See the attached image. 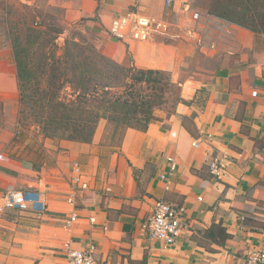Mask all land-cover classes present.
I'll return each mask as SVG.
<instances>
[{
	"label": "crops",
	"instance_id": "1",
	"mask_svg": "<svg viewBox=\"0 0 264 264\" xmlns=\"http://www.w3.org/2000/svg\"><path fill=\"white\" fill-rule=\"evenodd\" d=\"M80 5L106 47L117 45L121 60L132 53L139 68L166 70L178 81L186 55L197 47L190 43L189 24L205 32V47L222 46L220 58L233 62L202 73L204 78L187 77L185 102L175 114L161 113L146 131L128 128L108 153L99 127L91 143L62 140L53 158L56 173L35 188L47 211H21L35 218L0 229V264H67L68 248L89 242L105 264H245L248 249L264 245V50L254 49L256 34L234 39L242 50H228L227 35L212 34L218 24L223 33L229 26L221 27L223 20L208 13L190 16L189 0H172L170 6L166 0H80ZM131 11L174 21L179 29L169 41L111 37L113 17ZM214 160L224 168L220 177L210 168ZM76 166L81 181L74 187ZM72 192L73 204L68 201ZM157 198L186 207L183 235L168 248L143 232ZM74 213L77 220L68 223ZM214 222L231 234L225 244L204 233Z\"/></svg>",
	"mask_w": 264,
	"mask_h": 264
},
{
	"label": "trees",
	"instance_id": "2",
	"mask_svg": "<svg viewBox=\"0 0 264 264\" xmlns=\"http://www.w3.org/2000/svg\"><path fill=\"white\" fill-rule=\"evenodd\" d=\"M208 13L264 35V0H211ZM43 33L29 28L24 42L14 41L13 50L20 118H26L30 108V116L48 139L91 143L105 119L112 138L121 143L128 128L146 131L159 119L157 111L170 116L185 102L182 82L186 77L175 81L166 70L119 63L94 46L74 40H66L63 55L49 57L44 47L52 42ZM36 48L42 50L38 63L33 56ZM67 85L72 97L64 99L60 95ZM204 233L221 244L231 237L221 222H214Z\"/></svg>",
	"mask_w": 264,
	"mask_h": 264
},
{
	"label": "rangeland",
	"instance_id": "3",
	"mask_svg": "<svg viewBox=\"0 0 264 264\" xmlns=\"http://www.w3.org/2000/svg\"><path fill=\"white\" fill-rule=\"evenodd\" d=\"M210 3L211 0H189V6H191L190 16L193 11H197L200 16L205 15L208 13ZM91 19L86 12H81L80 0H0V173H2L0 175V229L3 232L14 224L18 226L25 225L29 219L35 218L29 213H22L20 210L6 207L5 193L14 189L36 190L37 186L42 187V180L50 178L56 173L52 170L54 167L52 165L53 158L55 151L60 149L59 146L62 142V140L48 139L43 136L40 127L30 116V108H26L27 117L23 120L20 118L19 113L22 104L20 102L13 43L15 40L24 42L28 29L35 27L43 30L45 38L50 39L52 42L47 43L46 47H44V52L49 57L53 54L56 56L63 55L65 53L66 40H74L88 46H94L105 56L119 63L125 62L129 65H135V58L132 53H128L121 60L118 57L119 49L117 45L106 47V42L103 40L102 35L90 26ZM179 20L183 22L185 18L182 16ZM223 23L229 28H226L223 33L220 31V24H218L212 36L220 38L222 35H227L228 50H233L234 48L242 50L241 47L234 43V39L246 40L252 38L253 33H255L225 20L221 23V27ZM173 25L175 29H179V25L175 22ZM185 26L193 28V30L190 29L193 32V40L190 43H196L197 47L194 54L186 55L187 59L181 65L179 78H189L196 75L204 78L201 76L202 73V75H205L206 71L209 73L215 72L227 60L230 65L232 64L233 59H228L227 56L220 58L219 51L222 50V46L218 47L214 44L211 47H205L202 42L205 32L202 29L197 26L194 29L195 26L193 24ZM255 37L256 45L254 49L262 52L264 50V35L256 34ZM169 40L158 38L150 41ZM247 50L248 48H243L245 54ZM41 52V49H35V55L33 54L35 63H38ZM241 54L238 52L235 56L239 59ZM44 79L45 77H41L42 84H45L43 82ZM60 96L64 99L71 98V86L67 85ZM203 98L204 94L200 91L198 93L199 101ZM161 113L166 112L157 111V117H160ZM98 127L99 131L103 133L104 153L110 152L113 145L121 144L119 139L112 138V130L105 119L100 121ZM31 162L34 163L33 166ZM43 168L47 170L44 171Z\"/></svg>",
	"mask_w": 264,
	"mask_h": 264
},
{
	"label": "built area",
	"instance_id": "4",
	"mask_svg": "<svg viewBox=\"0 0 264 264\" xmlns=\"http://www.w3.org/2000/svg\"><path fill=\"white\" fill-rule=\"evenodd\" d=\"M172 0H166V6H170ZM198 17V14H194ZM109 34L120 40L133 39L138 41H150L155 39H173L175 37L174 25L165 18H157L140 11H131L127 15L114 16L108 28ZM198 146V144L195 143ZM175 170L176 164H172ZM211 170L217 176L223 173L220 162L214 160ZM74 187L80 184L81 168L76 166ZM166 174H161V179L166 180ZM76 184V185H75ZM169 189V185H166ZM5 206L20 211L44 213L47 204L44 196L38 190H9L4 196ZM68 201L75 203L76 195L72 192ZM186 207L171 203L163 198H157L154 202L150 216L143 224L144 234L151 240L160 241L164 248L174 245L183 235L186 228ZM77 214L74 213L68 223L75 222ZM67 264H105L96 256V245L89 242L85 247H69L66 253ZM245 264H264V245L252 246L245 254Z\"/></svg>",
	"mask_w": 264,
	"mask_h": 264
}]
</instances>
